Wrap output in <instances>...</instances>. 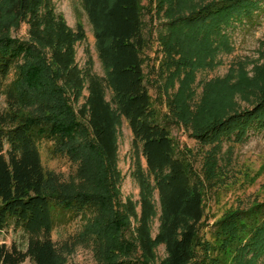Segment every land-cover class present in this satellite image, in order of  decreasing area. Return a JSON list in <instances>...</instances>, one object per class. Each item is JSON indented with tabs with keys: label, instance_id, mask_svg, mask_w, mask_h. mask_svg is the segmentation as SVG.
<instances>
[{
	"label": "trees",
	"instance_id": "trees-1",
	"mask_svg": "<svg viewBox=\"0 0 264 264\" xmlns=\"http://www.w3.org/2000/svg\"><path fill=\"white\" fill-rule=\"evenodd\" d=\"M80 1L104 76L94 71L88 46L84 68L78 65L85 27L80 20L75 29L69 27L55 0H0V264L23 262L3 240L9 229L30 241L34 264H67L51 245L55 218L65 213L87 220L97 264H157L161 246L166 258L160 264H264V201L226 214L214 224L210 241L202 236L203 183L176 146L146 83L143 0ZM157 2L162 7L167 0ZM263 7L264 0H217L176 18L170 8L164 50L177 49L184 57L206 39L205 28L214 32L250 21ZM23 25L28 41L12 36ZM123 120L133 136L131 177L139 200L122 204ZM251 133H264V96L247 110L202 116L194 138L202 145L238 146ZM41 138L54 142V154L79 163V182L62 183L44 169ZM215 170L212 160L208 172ZM156 195L160 217L154 237Z\"/></svg>",
	"mask_w": 264,
	"mask_h": 264
},
{
	"label": "rangeland",
	"instance_id": "rangeland-1",
	"mask_svg": "<svg viewBox=\"0 0 264 264\" xmlns=\"http://www.w3.org/2000/svg\"><path fill=\"white\" fill-rule=\"evenodd\" d=\"M157 1L143 0L149 39L144 52L146 83L156 110L169 123L176 146L188 157L194 173L203 183L205 218L201 233L204 240L210 241L214 224L226 214L245 211L264 201V133H251L248 141L238 146L202 145L194 138L202 116L215 113L227 116L247 110L264 96V7L250 21L234 22L214 32L205 28L202 35L206 39L201 37V44L193 45L183 57L174 46L170 47L175 52L164 50V42L168 41L172 28L169 25L171 18H168L170 10L172 18H176L217 0H167L164 6L160 3L162 7L155 4ZM55 4L57 13L64 16L69 27L75 29L79 20L85 27L87 42L77 46L78 65L84 68L87 61L84 49L88 46L94 71L104 76L93 29L81 1L55 0ZM26 31L27 27L23 25L18 31H13L12 36L28 41ZM84 96H87V91ZM107 98L110 100V94ZM118 138L119 199L122 204L127 200L137 202L139 188L131 177L133 136L125 120L119 127ZM38 145L46 171L62 183L79 182L76 173L79 163L54 154L53 141L41 138ZM212 160L216 168L214 173L208 172ZM155 203L158 216L152 228L154 237L158 233L160 217L157 195ZM86 224L87 220L81 216L69 213L55 218L51 245L55 255L67 264L99 262L97 242L87 236ZM3 240L17 257L23 259L21 264H34L26 236L9 229ZM156 257L157 264L166 258L163 246L156 250Z\"/></svg>",
	"mask_w": 264,
	"mask_h": 264
}]
</instances>
